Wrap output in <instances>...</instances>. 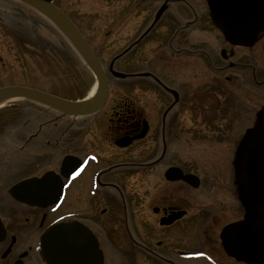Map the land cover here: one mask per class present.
Returning a JSON list of instances; mask_svg holds the SVG:
<instances>
[{
    "label": "flooded vegetation",
    "instance_id": "obj_1",
    "mask_svg": "<svg viewBox=\"0 0 264 264\" xmlns=\"http://www.w3.org/2000/svg\"><path fill=\"white\" fill-rule=\"evenodd\" d=\"M45 1L80 33L66 8L85 1L107 7L90 15L96 43L81 35L97 57L113 56L105 64L99 59L108 93L89 116H66L32 101L25 102L23 123L9 113L8 123L18 126H2L0 116V264H45L40 237L58 223L85 228L102 264L114 262L112 247L121 264H251L230 243L247 224L264 244L240 171L247 141L264 126V37L252 47L231 46L211 25L220 43H206L194 28L205 31L200 22H210L209 15L195 16L193 0ZM134 3L138 13L129 14ZM60 37L28 3L0 0V71L5 60L29 62L44 50L62 55ZM10 86L75 101L0 84ZM68 156L82 169L67 179L60 168ZM47 173L51 192L41 180ZM130 178L136 191L126 189ZM23 181L31 182L16 192L41 205L10 195ZM56 181L60 199L45 207L42 197L57 190Z\"/></svg>",
    "mask_w": 264,
    "mask_h": 264
},
{
    "label": "water",
    "instance_id": "obj_2",
    "mask_svg": "<svg viewBox=\"0 0 264 264\" xmlns=\"http://www.w3.org/2000/svg\"><path fill=\"white\" fill-rule=\"evenodd\" d=\"M22 1L37 9L58 27L93 76L97 90L93 99L73 102L30 88L4 87L0 88V99L20 97L22 100L53 108L71 117H84L98 112L106 100L108 84L102 66L82 35L67 17L51 5L50 1ZM206 5L212 25L228 44L252 47L264 37V0H206ZM247 142L241 157V184L245 197L256 209L257 226H264V126ZM79 165L77 159L65 157L61 174L68 178ZM50 176L51 174L48 173L42 180L50 182L48 179ZM30 182H21L10 190V195L17 201L30 203L26 196L16 192L17 188H24ZM57 184L56 181L55 187ZM45 187L50 188L51 185ZM60 190L61 185L53 191L55 195L48 198L45 206L56 203ZM233 235L235 239L232 238L230 244L241 257L251 264H264V244L258 238L254 225H242ZM236 243L239 244L238 247ZM40 249L46 264H102L103 261L94 237L85 228L74 223L56 224L47 228L40 238Z\"/></svg>",
    "mask_w": 264,
    "mask_h": 264
},
{
    "label": "rangeland",
    "instance_id": "obj_3",
    "mask_svg": "<svg viewBox=\"0 0 264 264\" xmlns=\"http://www.w3.org/2000/svg\"><path fill=\"white\" fill-rule=\"evenodd\" d=\"M194 4L192 7L193 14L199 15L197 17L200 18V16H206L207 14V8L205 5V0H193ZM136 6V3H134V6H130L132 8V12L130 11L129 14H133L138 9ZM66 12H69L70 16L73 14V19L76 23V25L79 27L82 35L86 37V39L93 43L95 42L94 34L92 30V24L90 22L91 18L90 15L94 14L95 10H101L102 12L104 10L107 11V7L98 6L97 8L91 7L89 5V1H85L84 3H81L80 7H74V8H66ZM99 13V12H98ZM138 13V12H136ZM140 14V13H139ZM196 17V18H197ZM203 17H201L202 19ZM200 19V20H201ZM199 20V21H200ZM200 25L202 29L204 27L206 28L205 31H201L199 28H194V32H198V36H207L208 38H203L202 40L207 43L215 44L220 43V36L219 34L212 30L211 24L208 20V23L200 22ZM199 25V27H200ZM213 27V26H212ZM195 35L193 36L194 40V48L200 47L199 44H197ZM205 39V40H204ZM63 40L64 43V52L62 55H58L57 53L53 52L47 55L46 52L42 51L41 55L39 56V53L32 55L31 61L28 60L24 62V58H22L23 62L20 63H14V60H9L5 62L6 68H2L0 71V84L1 85H9L14 83H20L22 85H27L31 87H35L42 90H49L54 91L62 95L63 97L67 99H73V100H79L82 98H85L89 92L94 87V79L90 72L86 69V67L82 64L80 59H78L76 54L74 53V50L70 46V44L66 41L65 38L60 37L59 41L61 42ZM199 40V39H197ZM45 41V40H44ZM40 45L45 49L47 46L44 45V42H42L39 39ZM54 48L56 49V42H54ZM96 43V42H95ZM95 46V45H94ZM205 47V46H204ZM210 47H213L210 46ZM218 48V47H216ZM76 55V56H75ZM113 57L110 54L102 53L98 54V60L100 59L102 63H107L110 58ZM199 62V61H198ZM42 63V65L40 64ZM125 63V62H124ZM194 63H196V60L194 59ZM48 64V65H47ZM197 66V65H196ZM197 70H194V73H197V77L199 78L200 71L199 66L196 67ZM120 70V68H117ZM125 69V68H121ZM139 69V68H138ZM210 75V74H209ZM211 75L209 77V82H211ZM132 93L134 94H140L139 90H133ZM144 93V92H143ZM145 95L150 96L153 99V96L151 94L145 93ZM211 104V99H209ZM194 104L199 105L200 103L194 99ZM1 111V121L2 126L5 125V127L10 128V126H18V125H12L9 122V113L10 112H16L17 116H19L18 122L23 123L26 118V107L24 101H18V102H9L5 104L4 106L0 107ZM12 121V120H11ZM83 136L81 135V140ZM82 150L83 147L86 145L84 141H81ZM3 146V144H2ZM86 150L84 151V156ZM25 157V156H24ZM99 164V163H98ZM22 172V171H21ZM21 175V174H17ZM136 177V176H133ZM12 179V177H10ZM13 181V180H12ZM135 178L128 179V182H126V189L129 190L131 187L134 191L137 190ZM71 200V199H70ZM114 208H116L115 205H113ZM115 233V232H114ZM116 233H118V237L116 239H122L120 235V231L117 230ZM113 239H115V236H113ZM195 244V241H193L192 245ZM113 250V256H114V262L112 264H121V259L119 258V254L116 252L115 248L112 247Z\"/></svg>",
    "mask_w": 264,
    "mask_h": 264
},
{
    "label": "bare ground",
    "instance_id": "obj_4",
    "mask_svg": "<svg viewBox=\"0 0 264 264\" xmlns=\"http://www.w3.org/2000/svg\"><path fill=\"white\" fill-rule=\"evenodd\" d=\"M96 90H97V87L94 86L92 88V90L89 92V94L87 95L85 101H89V100L93 99V97L96 94ZM17 100H22V99L20 97H4V98H1L0 99V107L4 106L5 104H7L9 102L17 101Z\"/></svg>",
    "mask_w": 264,
    "mask_h": 264
}]
</instances>
